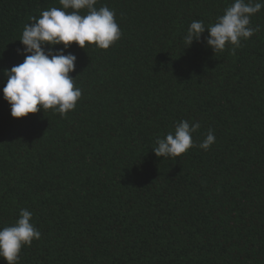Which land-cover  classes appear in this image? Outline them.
I'll use <instances>...</instances> for the list:
<instances>
[{
  "label": "trees",
  "instance_id": "1",
  "mask_svg": "<svg viewBox=\"0 0 264 264\" xmlns=\"http://www.w3.org/2000/svg\"><path fill=\"white\" fill-rule=\"evenodd\" d=\"M232 2L98 0L122 36L64 49L74 110L14 118L0 91V228L24 208L41 233L18 264H264V8L235 55L214 53L207 29L183 40ZM52 7L0 0V89L29 17ZM180 120L200 122L197 145L210 129L215 143L157 157L155 138Z\"/></svg>",
  "mask_w": 264,
  "mask_h": 264
},
{
  "label": "clouds",
  "instance_id": "2",
  "mask_svg": "<svg viewBox=\"0 0 264 264\" xmlns=\"http://www.w3.org/2000/svg\"><path fill=\"white\" fill-rule=\"evenodd\" d=\"M97 2L59 0L62 8L52 7L41 11L39 17H29L31 22L24 25L19 38L24 47L16 49L17 55L24 59L3 70L6 82L0 91L10 105L12 117L20 118L48 109L65 116L75 109L82 96L81 88L74 87V78L69 76L74 71L76 56L64 54V49L72 42L81 48H85L87 42L94 43L99 49H108L122 36L115 11L107 5L97 9ZM262 8L264 0H233L214 23L205 25L202 20H193L183 37L184 43L188 47L194 40L199 42L207 29L204 39L214 53L223 52L230 46V54L235 55L242 40L260 31V25L251 26V17ZM59 44H63V48L53 47ZM200 126L199 121L180 120L174 124V130L157 136L151 149L157 157L163 158L177 157L192 147L207 151L216 138L210 129L197 145L193 134ZM32 215L31 211L22 208L13 224L0 228V258L6 264H18L21 248L40 239V231L30 222Z\"/></svg>",
  "mask_w": 264,
  "mask_h": 264
}]
</instances>
